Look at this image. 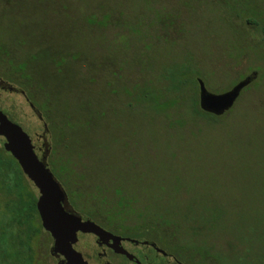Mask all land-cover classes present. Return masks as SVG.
Wrapping results in <instances>:
<instances>
[{
	"label": "rangeland",
	"instance_id": "rangeland-1",
	"mask_svg": "<svg viewBox=\"0 0 264 264\" xmlns=\"http://www.w3.org/2000/svg\"><path fill=\"white\" fill-rule=\"evenodd\" d=\"M236 1L0 0V46L6 52L0 70L8 73L19 67L27 74L18 73L12 81L0 78V111L30 136L39 158L49 163L59 157V150L51 148L54 138L45 110L85 119L88 108L80 107V97L91 96L96 104L107 101L92 110L110 116L94 118L88 127L81 122L75 127L71 115L67 124L59 120L62 129L74 126L68 141L79 139L77 150L89 152H82L85 162L80 168L74 164L82 169L81 176L75 166L65 180L53 171L82 218L90 213L106 225V212L112 214L113 207L105 208L97 199L83 201L81 191L94 188L109 192L107 202L128 208L130 217L144 216L131 221L130 232H115L130 237L145 217L165 224L187 213L192 217L218 209L222 220L217 232L228 230L233 236L245 234L264 218V41L261 31L247 23L248 18L264 23V0H238L241 6ZM106 15L110 19L104 21ZM136 18L152 37H161L160 43L145 44L144 32L130 37L128 22L133 29ZM120 36L130 37V51L118 41ZM181 53L192 57L193 68L204 73L211 93H225L246 77L256 78L224 120L212 126L190 118L182 130L169 129L168 123L184 120L171 109L167 117L151 113L141 126L138 122L139 127L130 128L123 89L151 78L140 73L146 60L158 69L179 62ZM143 54L147 58L142 62ZM126 55L130 74L118 69L125 66L118 58ZM27 84L34 86L33 102L23 90ZM115 112L123 114L120 128L113 127ZM110 138L116 141L109 143ZM4 141L0 137L1 146ZM98 142L105 144L91 152ZM76 180L79 187L74 186ZM190 203L195 205L188 210ZM50 245L53 248V240ZM74 246L89 264H133L111 252L100 256L104 252L94 235L79 234ZM124 248L143 264H148L144 257L151 258V264H167L149 246L125 242ZM57 257L42 253L40 264H59Z\"/></svg>",
	"mask_w": 264,
	"mask_h": 264
},
{
	"label": "trees",
	"instance_id": "trees-1",
	"mask_svg": "<svg viewBox=\"0 0 264 264\" xmlns=\"http://www.w3.org/2000/svg\"><path fill=\"white\" fill-rule=\"evenodd\" d=\"M237 2L240 1L237 0L235 4L241 6V4ZM93 17L95 19V16ZM102 19L104 21L109 20L110 16L106 15ZM247 22L261 31L264 41V23H261L262 25L260 26L258 21L256 23L252 21V18H248ZM131 23L133 29H130V22H128L127 28V30L130 31V37L133 34L136 35L144 32L147 40L145 44L153 46L158 42L160 43L159 39L161 37L159 38L158 35L157 37L156 35L152 37V33L143 27L144 25L141 19L139 20L136 18L135 22ZM130 37L126 38L120 36V39H118L120 43L126 45L128 51H130ZM138 40L142 39L138 38ZM148 45L145 49L146 54L147 50L150 48ZM146 54L141 56L142 62L143 57L145 59L147 58ZM181 55L184 57L181 58L179 62H166L163 67L158 69L155 66L152 68L149 61L144 60L145 62L141 65L140 73L143 74L144 79L146 76H150L151 78L143 80L142 83L135 84L131 88L125 87L123 89L125 96L128 98L126 103L129 110L128 117L132 116L130 118V128L135 125L136 126L133 128L139 127L137 126L138 122H141V126L142 122L146 121V118L150 119L151 113L157 116L162 115L163 117H167V113L171 109L181 117L183 116L182 119L184 120L175 124L168 123L169 129L177 126L179 130H182L190 118L194 121L204 123L207 126H212L223 121L225 116L232 110L231 109L222 116H215L201 110L198 100L199 85L197 78H201L202 80L206 79L205 75L198 68H193L191 61L192 57L189 54L181 53ZM5 56L6 52L0 46V57L5 58ZM118 61L120 64L122 62L125 65L122 67L119 66L118 69L128 70L130 74V55L120 57ZM10 63L13 64V61ZM128 63L129 67H126ZM8 68L11 69L9 65ZM18 73H20L21 77L27 75L24 73V70L19 67H13L8 73L0 70V78L12 81L16 79V74ZM24 82L25 80H23L22 84L26 85ZM249 87L250 85L243 89L237 102L243 97L242 94L250 89ZM33 88L34 86H29L28 84L23 88V90H28V98L32 102L34 97L31 89ZM80 98H82L80 107L84 106L88 108L85 119L78 117L75 120L74 116L70 113L58 117L54 114L50 115L48 111L45 110L47 113L45 117L49 120L48 123L50 122L48 129L51 130L54 138L51 148L54 152L59 150V157H57L55 161L49 163L44 161V163L52 173L53 171L60 173L59 176L63 180H65L64 178H66V176H69L67 174L68 169L74 170L75 163H77L80 168V165L83 163L82 161L85 162L82 153L85 151L80 149L77 150L79 139H75L72 144L68 141V133L72 131V128L74 129V126L68 125L67 128L62 129L59 120L62 121V124H67L69 116L71 115L70 118H74L75 127H80V122L82 126L88 127L92 125L94 118L101 119L104 118V116H110L109 114L103 115L102 113H98V111L93 112L92 110L95 105L98 108L101 107L99 104L106 106V103H104L107 102L106 100L103 103L98 100L99 102L96 104L97 101L95 100V103L92 102L91 96L86 97V95H84ZM45 107L47 108V106ZM41 108L43 109L44 107L41 106ZM49 112L51 113V111ZM88 112H92L93 116L88 114ZM121 115L123 114L121 113ZM121 115L120 112H115V114L112 115L113 127L120 128L123 126L124 121L121 120ZM107 141L113 143L116 140L110 138ZM103 145L98 142L91 152ZM88 159L89 154L87 161ZM78 167L76 168L75 166L77 174L82 170H78ZM67 181L69 183V180ZM79 185H81V183L76 180L74 186L79 187ZM81 193L83 201L97 199L105 208L113 207L112 214H109L110 210L107 212L105 211L106 214L108 213L109 216L117 220L118 218L123 221L126 220L127 225L133 224L131 223L132 220H142L144 218V216H136L135 214L134 216L136 218L130 217L128 208L117 209L118 204L115 202V199L114 204L104 200L103 194L110 193L107 191L105 192V190L103 191L101 188H94L88 193L83 190ZM37 199L38 191L23 174L17 161L0 145V264H40V254L44 253L48 256H53L50 245L52 238L42 227L37 211ZM194 205L195 203H190L187 208H192ZM66 209L75 213L68 204H66ZM189 209L190 208H188V210ZM85 215L92 218L94 217L90 213ZM221 220L222 214L218 209L211 213L203 212L202 215L192 217L187 213L181 217H175L174 222H166L165 224L157 223V220L150 221L148 217H145V221H141L139 225H136L139 230H137V232L134 231L135 234L132 238L137 240H148L153 243L158 240L160 243L164 241L167 245L165 248L158 242L157 245L159 244L164 251L170 253L185 264H207L209 261L221 262L220 264H224V261L230 264H264V218H261L259 223L252 224L245 234L240 233L237 236H233L228 230L217 232ZM156 229H160V232H157ZM185 240H190L192 243H186ZM60 262L61 259H59V263Z\"/></svg>",
	"mask_w": 264,
	"mask_h": 264
},
{
	"label": "water",
	"instance_id": "water-1",
	"mask_svg": "<svg viewBox=\"0 0 264 264\" xmlns=\"http://www.w3.org/2000/svg\"><path fill=\"white\" fill-rule=\"evenodd\" d=\"M249 84L250 79H246L225 93L214 94L207 90L202 79H198L201 110L215 116L224 115L233 108L241 92ZM0 137L5 140L4 150L17 161L23 174L38 191L37 211L40 221L44 231L53 240L52 254L62 258V264H89L75 249L79 234L94 235L99 246L107 245L115 254L142 264L121 245V237L104 230L91 220L84 221L82 217L66 209L67 194L44 160L37 155L30 136L2 111ZM130 242L138 243L131 239ZM152 246L155 247L154 244Z\"/></svg>",
	"mask_w": 264,
	"mask_h": 264
},
{
	"label": "flooded vegetation",
	"instance_id": "flooded-vegetation-1",
	"mask_svg": "<svg viewBox=\"0 0 264 264\" xmlns=\"http://www.w3.org/2000/svg\"><path fill=\"white\" fill-rule=\"evenodd\" d=\"M248 23V22H247ZM256 78V74H254L253 76H249V77H246L244 80H246V79H250V84L249 85H251L252 83H253V80ZM198 79H201V78H197V82H198ZM237 85V84H236ZM248 85V86H249ZM237 102V101H236ZM200 106V105H199ZM41 159V158H40ZM103 194V193H102ZM67 197H68V195H67ZM106 198H107V193H105V194H103V199L104 200H106ZM66 204H68L69 206H70V203H69V197L67 198V201H66ZM71 207V206H70ZM72 208V207H71ZM73 209V208H72ZM73 211H75V210H73ZM75 213L78 215V216H80V217H82L80 214H78L76 211H75ZM84 218V219H83ZM82 219L85 221V220H91V221H93V222H95L97 225H99L100 227H102L104 230H106V231H108V232H110V233H112L113 235H115V236H119V237H121L123 240H122V243H121V245L124 247V244H125V242H128V243H132V242H130V239L131 240H135V241H138V243L136 244V243H134V244H136V245H146V246H149L151 249H153V251L158 255H161V257H163L164 259H166L167 260V264H169L170 262V260L169 259H171L172 260V263L171 264H185V263H183L182 261H179L176 257H174L173 255H171L170 253H168V252H166V251H164L159 245H157V244H155V243H153V242H150V241H145V240H137V239H134V238H132V237H130V236H128V235H119V234H117V233H115V232H123V231H126V232H130V225H127L126 224V220H122V219H120V218H118V220L117 219H115V218H113L111 221L108 219L109 218V216H107L106 215V221H107V224L106 225H103L102 223H99V222H97L96 221V219L93 217H90V216H86V217H83ZM105 227H108V228H105ZM112 229V230H114V232H112V231H110V230ZM132 231V230H131ZM145 242H147V244H145ZM98 244V243H97ZM155 245V247H153L152 245ZM99 246V245H98ZM101 248H102V250H103V254H100V256H102V255H104V256H106L107 254H108V252H111V253H114V251L110 248V247H108L107 245H102V246H100ZM115 254V253H114ZM117 255V254H116ZM117 256H122V255H117ZM124 258H126L125 256H123ZM137 257V256H136ZM61 259V262L59 263V264H62V258H60ZM137 260H139L138 258H136ZM140 261V260H139ZM144 261H146V263H148V264H151L152 263V261L153 260H151V258H147V257H144ZM151 261V262H150ZM130 262H132L133 264H137V262L134 260V261H130ZM141 262V261H140ZM142 263V262H141ZM143 264V263H142Z\"/></svg>",
	"mask_w": 264,
	"mask_h": 264
}]
</instances>
